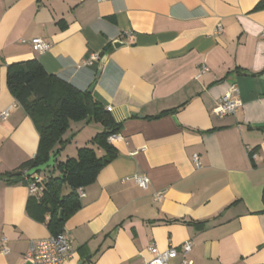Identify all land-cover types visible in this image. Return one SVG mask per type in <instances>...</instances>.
<instances>
[{
	"label": "crops",
	"instance_id": "obj_1",
	"mask_svg": "<svg viewBox=\"0 0 264 264\" xmlns=\"http://www.w3.org/2000/svg\"><path fill=\"white\" fill-rule=\"evenodd\" d=\"M263 30L264 0H0V112L12 108L0 120V174L40 143L8 88V65L36 58L88 91L108 52L92 94L120 125L118 154L64 226L74 249L65 264H146L151 244L180 250L187 240L193 264H264ZM34 38L50 48L35 50ZM233 86L243 105L218 116ZM101 131L93 118L71 121L57 161ZM136 174L149 178L146 188ZM30 199L27 184L0 179V264H28L31 241L53 235Z\"/></svg>",
	"mask_w": 264,
	"mask_h": 264
},
{
	"label": "trees",
	"instance_id": "obj_2",
	"mask_svg": "<svg viewBox=\"0 0 264 264\" xmlns=\"http://www.w3.org/2000/svg\"><path fill=\"white\" fill-rule=\"evenodd\" d=\"M7 84L40 134L37 154L17 169L0 174V179L7 183L28 185L32 179V175L27 176L28 171L47 162L57 146L65 143L63 137L71 121L93 118L103 125V131L91 139L89 145L78 148L77 156L57 161L55 167L47 169V175L40 173L44 177V190L42 194L31 195L28 208L35 205L55 235L64 231L67 220L82 207L77 190L93 184L101 170L117 156L116 147L108 139L119 131L120 125L91 92L49 73L36 58L9 64ZM94 145L103 153L98 154ZM59 152L57 149L56 155Z\"/></svg>",
	"mask_w": 264,
	"mask_h": 264
},
{
	"label": "built area",
	"instance_id": "obj_3",
	"mask_svg": "<svg viewBox=\"0 0 264 264\" xmlns=\"http://www.w3.org/2000/svg\"><path fill=\"white\" fill-rule=\"evenodd\" d=\"M103 1V0H98ZM223 28L219 27L217 32H222ZM130 35V33H129ZM262 37L264 38V30L262 32ZM33 48L37 51H44L50 48V44L43 41L40 38H34L31 41ZM100 57L98 54H94L90 60L89 64H92L94 60H98ZM208 70L207 66L203 65L200 68L201 73ZM238 88L233 86L228 93L221 97L216 106L213 108V112L218 116H226L237 113L242 107L243 103L238 97ZM111 111V107L106 108ZM11 107H8L0 112V120L8 118L11 114ZM121 136L118 133H114L109 136V141L116 140ZM193 161L200 166L199 156L197 154L193 155ZM133 180L141 188H146L149 184V178L146 175L136 174L133 176ZM44 177L40 174L32 175V179L28 184V188L31 195L42 194L44 190L43 186ZM79 197L83 198L86 196L83 187L77 190ZM164 192H158L155 194V199L160 200L163 197ZM3 252L6 254L9 252L7 247V239H3ZM194 244L192 240L185 241L180 250L177 247L171 246L169 249L162 251L156 245L151 244L149 246V251L152 253L153 258L146 264H169L170 260L176 258L179 253L184 256L182 264H193V260L189 258V254L193 251ZM74 249L70 237L65 231L58 234H53L48 238L32 240L28 252L25 255V261L28 264H65L67 260L73 257Z\"/></svg>",
	"mask_w": 264,
	"mask_h": 264
},
{
	"label": "water",
	"instance_id": "obj_4",
	"mask_svg": "<svg viewBox=\"0 0 264 264\" xmlns=\"http://www.w3.org/2000/svg\"><path fill=\"white\" fill-rule=\"evenodd\" d=\"M113 45H114L115 48H119V47L125 45V43L123 41H121V40H115L113 42ZM107 57H108V52H106L103 55V57L101 58V65H100V67L98 69V72H97V75H96L97 79L91 84V86L88 89V92H91V93L93 92V90H94V88H95V86L97 84V80L100 78V76L102 74L103 65L105 64V62L107 60ZM56 152H57V150H55L51 154L49 160L47 162H45L44 164H41V165H39L37 167H34V168L30 169L28 171V173H27V176H31V175H34V174H40V173L46 171L48 168L55 167L56 161H57Z\"/></svg>",
	"mask_w": 264,
	"mask_h": 264
},
{
	"label": "rangeland",
	"instance_id": "obj_5",
	"mask_svg": "<svg viewBox=\"0 0 264 264\" xmlns=\"http://www.w3.org/2000/svg\"><path fill=\"white\" fill-rule=\"evenodd\" d=\"M67 133H70V131H69V132H67ZM70 138H71V136H70ZM71 146H75V143H74V144H72ZM66 158H67V157H66ZM66 158H65V159H66ZM43 174L47 175V174H48V170L44 171V172H43Z\"/></svg>",
	"mask_w": 264,
	"mask_h": 264
}]
</instances>
